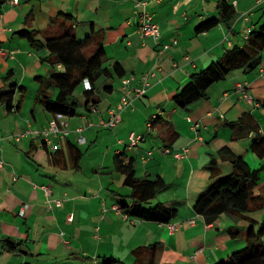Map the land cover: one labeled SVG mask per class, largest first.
I'll use <instances>...</instances> for the list:
<instances>
[{"label":"crops","instance_id":"0c3cea01","mask_svg":"<svg viewBox=\"0 0 264 264\" xmlns=\"http://www.w3.org/2000/svg\"><path fill=\"white\" fill-rule=\"evenodd\" d=\"M11 1L0 12V92L15 84L13 103L20 105L7 110L0 104V264H102L110 257L147 264L151 244L157 246L154 264H218L245 245L247 228L264 218V157L250 151L255 136L264 133V49L254 70L229 72L197 102L180 108L172 98L192 73L226 49L241 46L247 28L264 21V7H256L255 0H228L235 10L229 27L217 23L198 32L199 24L217 16L216 0H161L148 7L160 29L154 40L137 32L133 0ZM24 28L35 30L42 40L65 32L78 40L91 34L86 53L99 43L105 51V75L94 82L90 102L84 105L80 85L82 108L73 116L63 115L68 134L51 143L39 131L54 114L38 100L36 79L50 76L49 51L35 50L18 37L16 31ZM173 38L176 44L160 53L161 44ZM114 64L122 77L112 70ZM147 71L154 76L145 94L119 114L114 127L100 126L120 101L121 78L133 76L137 85ZM50 93L55 96L56 90ZM149 120L151 128L146 126ZM239 120L254 128L247 132L246 124H234ZM130 132L143 138L136 146L128 145ZM19 133L24 134L16 139ZM99 144L100 157H83ZM71 145L82 153L77 165L70 157ZM184 149L182 157H174ZM119 153L133 158L138 177L160 176L167 183V194L152 198V206L182 200L170 221L179 224L173 233L166 223L123 212L120 202L129 205L131 200L130 189L120 184L122 175L113 170L112 158ZM231 156L260 170L252 194L263 206L237 215L223 213L207 223L193 210L194 202L213 180L232 171ZM43 186L50 188L51 199L61 200L60 207L47 208ZM80 231L85 241H80ZM7 241L18 246L8 248Z\"/></svg>","mask_w":264,"mask_h":264},{"label":"trees","instance_id":"16d2710c","mask_svg":"<svg viewBox=\"0 0 264 264\" xmlns=\"http://www.w3.org/2000/svg\"><path fill=\"white\" fill-rule=\"evenodd\" d=\"M6 0H0L1 7ZM217 16L199 24L196 31L208 30L217 23H222L229 27L230 22L235 17V10L228 0H216ZM18 37L26 39L30 46L35 50L45 47L49 51V61L52 69L50 76L43 79L36 76L38 81L37 95L42 103L44 110L51 114L60 113L70 117L75 115L78 101L74 91L84 80L91 84V90L83 88L86 96L84 105L90 102L89 96L93 90L94 82L104 74L102 67L105 60V51L100 43L90 53L86 50L93 42L92 35L86 36L82 40L65 32L63 34L46 37L43 40L37 37V32L33 29H20L16 31ZM241 46H233L226 49L214 61L210 62L203 70L194 72L190 75L189 81L185 86L176 91L173 101L176 107L185 108L206 96L209 86L217 83L236 69L245 71L254 70L261 61V52L264 49V21L254 26L247 37L243 39ZM60 69H56V66ZM119 66L114 64L112 70L117 76L122 77ZM105 75V74H104ZM15 84L10 85L6 91L0 92V104H5L7 110L18 108L20 101L13 103V93ZM105 87L110 88L109 85ZM20 89H24L20 86ZM51 89L56 90L52 96ZM264 109V99L260 102ZM244 123L246 131L254 128V125L247 123V120H239V126ZM250 145L256 157H264V133L258 134ZM81 151L74 145L70 147V157L74 165H77L81 158ZM232 171L221 178H216L211 184L197 197L194 202L193 210L201 215L207 223L213 222L220 214H242L252 209L263 206L259 197L252 194V189L259 180L258 169H251L240 156H231ZM113 170L120 173L123 177L122 183L130 189L127 196L131 202L129 205L120 202L123 212L130 217L140 220L156 221L169 223L177 215L179 205L182 200L169 202H157L150 204L152 198L167 189V183L160 176L152 179L148 177H138L136 175L134 160L123 153L115 154L112 158ZM245 245L241 249L231 252L226 260L218 264H264V218L256 227L249 226L244 233ZM8 248L14 249L18 244L7 241ZM156 244H151L147 264H154ZM102 264H124L114 258H105Z\"/></svg>","mask_w":264,"mask_h":264},{"label":"built area","instance_id":"2783aa9c","mask_svg":"<svg viewBox=\"0 0 264 264\" xmlns=\"http://www.w3.org/2000/svg\"><path fill=\"white\" fill-rule=\"evenodd\" d=\"M161 0H133V6L135 15L137 17V32L141 36H150L154 40H157L160 36L159 32V26L157 22L153 20V17L149 11V5L152 3H158ZM17 0H12V4H16ZM255 6L256 7H264V0H255ZM246 18L247 13L243 14ZM252 28H247L246 34L244 36V39L247 37V34L250 32ZM177 42L176 38L171 39L170 42L161 44L159 52L166 51L168 48H170L172 45H175ZM184 59L188 60L187 57ZM173 66H177V64H173ZM151 76H154L153 71H147L146 73L142 74L138 80L137 85H133L132 83L135 82V78L133 76L130 77H123L121 78V84H120V101L115 105L114 108L109 110V118L107 120H100L99 125L102 127H108L112 128L119 122V114L129 105H131L132 101L135 100V98H139L143 96L147 90V87L149 86V78ZM83 86L86 90H91V84L88 80L83 81ZM246 99L248 101L251 100L250 96L247 94L245 95ZM255 106H258V104H255ZM147 128H151L152 122L149 120L146 123ZM77 132L82 131L83 128H77ZM39 133L42 135L43 140L46 143H51L53 139L56 138H63L68 134V130L66 129V123L63 120V115L60 113H56L50 118L46 124V126L39 131ZM24 133H19L15 135V138L18 139L21 137ZM143 138L140 134H136L135 132H130L128 135V145L129 146H136L139 141H141ZM1 141V137H0ZM78 141L81 143L84 141V137L80 136L78 138ZM1 146V145H0ZM168 151V150H165ZM186 151V149L183 150V152H175L174 157L178 159V157H182L183 153ZM3 166V161L0 158V168ZM44 193L46 195V206L47 208H53V207H60L61 206V200L60 199H51V191L50 188L47 186H43ZM27 205H23L21 209L19 210V214L23 215L24 210L26 209ZM187 223L193 224V219L186 220ZM167 228L170 233H173L179 224H175L172 222L166 223Z\"/></svg>","mask_w":264,"mask_h":264},{"label":"rangeland","instance_id":"374dc122","mask_svg":"<svg viewBox=\"0 0 264 264\" xmlns=\"http://www.w3.org/2000/svg\"><path fill=\"white\" fill-rule=\"evenodd\" d=\"M4 5V4H3ZM2 5V6H3ZM28 93H30V90H28ZM74 95L76 96V98H77V101H78V107H77V111H80L81 110V108H82V96H81V88H80V86L79 87H77L76 89H75V91H74ZM98 149H96V150H94V152L93 153H88L87 151V153L88 154H83V157H85L87 160H88V158H91V157H100V155H101V153H102V151H103V147L100 149V144L98 145ZM85 148H83V152H85V150H84ZM120 184H123L122 183V181L120 182ZM126 190H129L127 187H124ZM172 193H174V191L172 190ZM160 194V193H159ZM162 194V193H161ZM164 194H167L166 193V191H164ZM168 196V195H167ZM156 199H158V197L157 198H155V200ZM154 202V201H153ZM80 241H85L84 240V232L83 231H80ZM241 248H243L244 247V245H242V246H240ZM240 247H238L237 249L239 250V249H241ZM125 264V263H124Z\"/></svg>","mask_w":264,"mask_h":264}]
</instances>
